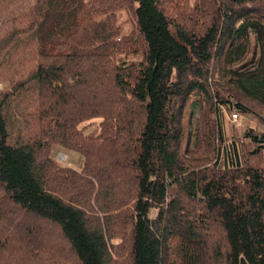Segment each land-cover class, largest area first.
Wrapping results in <instances>:
<instances>
[{"label":"trees","instance_id":"16d2710c","mask_svg":"<svg viewBox=\"0 0 264 264\" xmlns=\"http://www.w3.org/2000/svg\"><path fill=\"white\" fill-rule=\"evenodd\" d=\"M166 1L34 0L20 30L33 66L0 94V264H264V131L227 138L222 124L223 110L252 114L244 101L264 109V0L175 16ZM56 145L84 158L81 176Z\"/></svg>","mask_w":264,"mask_h":264},{"label":"rangeland","instance_id":"374dc122","mask_svg":"<svg viewBox=\"0 0 264 264\" xmlns=\"http://www.w3.org/2000/svg\"><path fill=\"white\" fill-rule=\"evenodd\" d=\"M206 2L208 4L209 0H167L164 6L174 16L181 13L182 15H186L190 12L187 8L188 6ZM211 4L212 2L209 6ZM33 5L34 0H0V45L6 44L12 38L7 47L5 46L4 49L0 50V94L10 92L13 85L24 78L28 74L30 67L33 66L35 42L29 40L31 32H28L29 34L27 32H20L22 29L21 25L28 22V11H30ZM116 14L117 21L124 33L130 32V13L122 9L118 10ZM127 60L131 59L128 58ZM20 96L13 95L11 97L12 104L8 110L10 115H12L10 121H7L8 126L10 125L9 129L13 138L18 136L15 130H22L24 120L29 119V117L24 118L23 116H25L26 105L33 96V92L30 89H25ZM243 103L248 107L251 106L253 112H251V115H238L239 120L235 122L230 119V114L236 112L235 110L229 112L227 110L222 111L223 130L227 138L232 136L243 137L246 133L252 132V130L256 132L264 131V109L250 102L244 101ZM199 106V99L194 93L189 95L183 106L184 111L181 121L182 125H184L183 137L185 138L186 133H188L187 139L190 144L193 143L191 134L194 133L193 129L199 117ZM29 111L30 109L27 110V112ZM12 122H14V125ZM97 123L98 121H93L82 124L79 127L83 128L85 134H93ZM50 157L56 164L71 172L77 173L80 176L83 173L84 158L72 150L67 151L63 147L56 145V147L51 149Z\"/></svg>","mask_w":264,"mask_h":264},{"label":"built area","instance_id":"2783aa9c","mask_svg":"<svg viewBox=\"0 0 264 264\" xmlns=\"http://www.w3.org/2000/svg\"><path fill=\"white\" fill-rule=\"evenodd\" d=\"M230 119L232 120V121H237V120H239L238 119V113L237 112H233V113H231L230 114Z\"/></svg>","mask_w":264,"mask_h":264}]
</instances>
